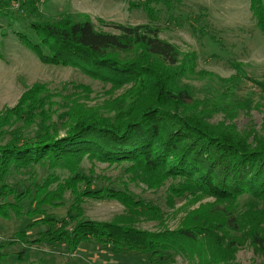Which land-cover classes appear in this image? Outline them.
<instances>
[{
	"label": "trees",
	"instance_id": "16d2710c",
	"mask_svg": "<svg viewBox=\"0 0 264 264\" xmlns=\"http://www.w3.org/2000/svg\"><path fill=\"white\" fill-rule=\"evenodd\" d=\"M36 1L23 4L35 8ZM150 1L132 7L154 19ZM151 2L170 8L171 0ZM250 10L264 35V0H250ZM28 27L32 37H17L41 63L78 69L110 86L113 98L99 108L68 101L67 115L58 113L60 122L49 124L61 97L46 84H34L0 114L1 218H32L29 229L46 230L29 243L64 246L68 256L90 243L113 254L142 255L146 264H172L179 256L196 264H232L249 245L264 260V135L255 127L243 135L232 121L251 103L252 93L237 98L239 79L223 81L232 106L199 107L189 85L181 83L192 73L190 57L162 39L157 27L118 24V34L108 33L97 30L89 16L68 13L55 21L40 17ZM251 82L264 95V80ZM75 88L88 99L89 86ZM118 90L123 92L115 95ZM217 113H225L224 119L212 122ZM98 163L125 167L126 177L112 182L97 173ZM131 183L144 192L165 187V205L175 213L182 201L213 202L186 211L170 229L161 207L142 199ZM66 196L70 204L58 219L50 209L64 207ZM89 200L116 201L123 213L110 221L90 220L84 208ZM23 202L31 207L24 210ZM153 222L156 230L141 227ZM16 236L24 241L27 231Z\"/></svg>",
	"mask_w": 264,
	"mask_h": 264
},
{
	"label": "rangeland",
	"instance_id": "374dc122",
	"mask_svg": "<svg viewBox=\"0 0 264 264\" xmlns=\"http://www.w3.org/2000/svg\"><path fill=\"white\" fill-rule=\"evenodd\" d=\"M7 1L0 0V114L14 107L24 91L34 84H46L55 97H61L59 106H56L58 111L51 108L49 124L60 122L58 113L67 115L68 101H81L82 105L89 108H99L113 98L110 86L92 81L78 69L41 63L37 55L17 37L16 33L20 32L32 37L28 27L31 21H38L40 17L55 21L68 13L74 18L87 15L97 30L108 33L118 34L114 28L118 24H148L157 27L162 39L190 57L192 73L187 72L181 83L189 85L197 106L211 104L225 110L232 106L226 96L227 86L223 81L235 77L239 79L236 83L237 98L245 93H252V96L247 112L240 110L232 121L243 135L251 134L253 127L264 135V95L251 82L264 80V35L251 13L250 0H171L170 8L151 0L154 19L141 8L132 7V4L142 0H37L35 8L20 0L8 5ZM77 85L89 86L91 93L88 99L84 98V93H78L79 90L75 88ZM122 92L118 90L114 94L120 95ZM223 115L225 113L215 114L212 122L222 121ZM249 141H252L251 136ZM124 169L96 164L97 173L112 179V182L122 176L126 177ZM37 171L39 177L46 175L39 167ZM130 188L142 199L161 207L167 215L165 224L170 229L176 228L186 211L213 202L210 198H202L186 206L188 202L182 201L175 206V209H179L175 213L165 205V187L156 192H144L141 190L142 185L131 183ZM65 198L64 207L50 209L58 219L64 216V209L70 204L69 197ZM245 200L249 199H241ZM23 205L24 210L31 207L29 202H23ZM84 208L87 218L95 221H110L123 213V206L116 201L89 200ZM32 220L27 217H0V245L4 254L0 264H146L142 255L113 254L90 243L80 245L74 256H68L64 246L53 248L47 244H30L29 241L39 232L46 230L43 225L29 229L27 226ZM141 227L156 230L158 226L153 222L144 223ZM21 231H27L24 241L16 236ZM172 264H196V260L189 256H179ZM232 264H264V260L251 246L246 245L238 250Z\"/></svg>",
	"mask_w": 264,
	"mask_h": 264
},
{
	"label": "built area",
	"instance_id": "2783aa9c",
	"mask_svg": "<svg viewBox=\"0 0 264 264\" xmlns=\"http://www.w3.org/2000/svg\"><path fill=\"white\" fill-rule=\"evenodd\" d=\"M21 1H26V0H21ZM40 2H44L45 0H39Z\"/></svg>",
	"mask_w": 264,
	"mask_h": 264
}]
</instances>
